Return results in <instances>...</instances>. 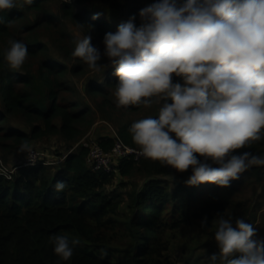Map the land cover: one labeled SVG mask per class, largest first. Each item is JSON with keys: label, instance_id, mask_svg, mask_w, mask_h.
I'll list each match as a JSON object with an SVG mask.
<instances>
[{"label": "clouds", "instance_id": "1", "mask_svg": "<svg viewBox=\"0 0 264 264\" xmlns=\"http://www.w3.org/2000/svg\"><path fill=\"white\" fill-rule=\"evenodd\" d=\"M33 2L0 0V11ZM139 17V27L133 16L106 33L103 53L85 34L94 25L76 23L71 53L92 73L115 68L117 108L159 105L156 117L136 120L128 129L137 156L180 173L191 169L188 186L230 187L244 172L264 166V155L245 150L264 140V0H156ZM7 23L11 27L12 21ZM8 45L4 60L18 72L27 61V45L15 39ZM102 55L109 64L100 63ZM174 76L183 83H174ZM21 153L33 166L41 157L27 140L17 149ZM66 186L57 181L54 189L60 193ZM217 217L219 250L209 264H264L258 229L242 217ZM206 225L207 217L201 221ZM49 243L68 261L80 241L53 234Z\"/></svg>", "mask_w": 264, "mask_h": 264}, {"label": "trees", "instance_id": "2", "mask_svg": "<svg viewBox=\"0 0 264 264\" xmlns=\"http://www.w3.org/2000/svg\"><path fill=\"white\" fill-rule=\"evenodd\" d=\"M47 0H34L25 9L14 8L11 11H0L4 23L0 24V39L13 35L15 23L23 20L26 9L37 13V22L52 23L55 16L42 10ZM89 0H77L84 4ZM108 5L121 9L119 0H106ZM130 17L135 16L133 23L139 27L141 20L139 11L145 8L141 0H130L126 5ZM64 12L77 23L92 24L91 30L95 39L104 38L108 32H115L107 20L94 16L88 10L75 12L70 3H62ZM8 21H12L11 27ZM26 30L27 26L25 27ZM29 55L43 49L40 43L28 44ZM66 72L63 63L52 59L43 60L38 68V86L43 98L34 97L31 88L34 79L26 72H14L5 69V62L0 55V100L3 108L0 111V144L6 149L21 145L23 141L51 135L61 134L66 139H74L79 133L77 124L86 116V110L79 109V103L67 105L59 97L64 87L61 76ZM115 71L103 82L108 87L118 83ZM20 84L19 90L16 85ZM89 90L96 94L102 92L100 84L89 85ZM46 99V100H45ZM18 115L26 121L34 122L30 132H21L14 128L2 127L7 116ZM61 118L60 125L54 122ZM130 125H120L117 134L121 139L134 147L128 132ZM101 145L109 148L113 137H101ZM264 148V140L256 142L250 149L258 154ZM244 151V150H238ZM86 147L80 146L69 152L65 159L56 164L53 171L51 165H29L18 167L13 178L8 179L0 174V264H172L166 258H160L162 244L160 234L166 224L171 228L185 222L191 215L200 217L206 214L209 218L224 213L229 202L224 198L205 199L202 187L217 189L213 184H202L187 188L179 185L171 191L167 182L159 176L175 173L180 178H188L191 169L184 173L171 167H164L159 161L143 157L123 159L119 163L120 175H128L133 169H139L147 176L139 189L132 192L131 212L133 215L125 221L129 230L133 247L127 254H119L116 248L108 245L104 228L113 217L117 201L104 191L111 183L113 174L98 170H90L85 162ZM199 158V157H198ZM55 166V165H54ZM215 167V165H214ZM64 181L66 188L57 193L54 185ZM171 204L169 219L162 216L164 208ZM142 210V214L139 211ZM142 228V231H140ZM53 234L63 235L69 239H78L74 254L68 261H62L54 254L49 237ZM141 237L140 244L136 242ZM166 248V246H163ZM103 250L106 254H102Z\"/></svg>", "mask_w": 264, "mask_h": 264}, {"label": "rangeland", "instance_id": "3", "mask_svg": "<svg viewBox=\"0 0 264 264\" xmlns=\"http://www.w3.org/2000/svg\"><path fill=\"white\" fill-rule=\"evenodd\" d=\"M119 1L123 4L121 9L109 6L106 0H89L84 4L72 0L70 4L75 12L88 10L93 15L99 13L100 18L117 27L130 18L126 7L130 0ZM63 2L64 0H47L44 3L42 10L55 16V21L52 23L37 22V13L34 10L26 9L25 18L13 26V35L0 39V55L3 60L4 51L9 46V39L28 44L40 43L44 46L37 53L28 55L27 61L20 70L28 73L35 80L31 88L35 98H43L37 78L40 63L43 60L52 59L66 66V72L60 78L65 84V88L58 90V95L67 105L79 103L77 108L86 110V116L77 124L79 133L74 139H66L61 134H51L29 141L33 147L52 154L54 156L52 159L55 160H58L57 155L77 150L83 141L117 134L120 125H131L134 121L147 116L156 117L159 108L157 104H153L151 108L129 106L124 109L123 107H116L113 86L108 87L103 83L115 71V68L109 66L103 73L95 74L79 58L72 57L71 53L75 48V24L77 22L64 12ZM153 2L156 0H141V5L147 7ZM25 6L22 9H25ZM26 26L27 29L29 28L28 30H26ZM85 34L91 35L92 45L103 53V39H95L92 32ZM4 62L5 69L10 70L7 62L5 60ZM100 63L107 65L110 62L102 55ZM173 82L183 83L182 79L176 76L173 77ZM92 84L101 85L102 92L99 95L89 90V85ZM20 87L18 83L16 89L19 90ZM166 102L171 103V100ZM2 108L3 104L0 100V111ZM37 122L41 121L29 122L21 116L8 114L6 121L2 123V127L30 132L32 125ZM54 122L60 125L62 120L57 117ZM19 146L6 149L0 144V157L9 167H14L21 161L23 153L17 154ZM258 154L264 155V148ZM51 166L54 171L57 165ZM159 177L167 182L171 191L176 190L180 184L187 188L197 187L186 185L185 181L188 178H180L175 173L163 174ZM146 179L147 176L135 168L125 176L114 174L111 183L104 187V191L117 201L116 209L111 214L113 220L108 222L104 228L105 237L108 245L116 248L120 255L127 254L129 249L133 247V237L126 228L125 221L129 215H133L130 205L132 192L139 189ZM202 189V196L205 199L224 198L229 202L224 213L225 218L242 217L246 222L252 223L258 229L259 235L264 237V166L253 167L244 172L240 179L231 182L230 187H220L219 190L206 187H202ZM171 208V204H168L162 212V216H166L167 220ZM166 211L169 213L166 214ZM189 212V218L185 222H181L179 226L174 228H171L169 224L164 226L163 232L160 234L162 244L160 258L162 260L166 258L172 264H209L208 257L219 250L214 240L216 231L214 221L219 217L209 218L206 214L195 217L191 215V211ZM140 213H143L142 210L139 211ZM205 217H207V225L202 228L201 221ZM140 241L141 237L139 236L136 238V242L140 244ZM164 245L166 248L163 247Z\"/></svg>", "mask_w": 264, "mask_h": 264}, {"label": "built area", "instance_id": "4", "mask_svg": "<svg viewBox=\"0 0 264 264\" xmlns=\"http://www.w3.org/2000/svg\"><path fill=\"white\" fill-rule=\"evenodd\" d=\"M113 142L109 148H104L101 145L100 139H90V141H83L80 146L86 147L87 152L85 155V162L87 167L92 171H104L110 174H118L119 173V163L123 159L135 158L137 156L134 147L130 144L125 143L118 134H114ZM33 150L40 153V159L35 163L43 164V165H56L61 163L68 153H63L58 156V160L52 159L54 156L40 148L33 147ZM31 165L27 159L26 154L23 153L21 161L18 165L14 167H9L0 157V169L4 171H0V174L5 176L8 179H12L13 175L18 167L21 166H29Z\"/></svg>", "mask_w": 264, "mask_h": 264}]
</instances>
